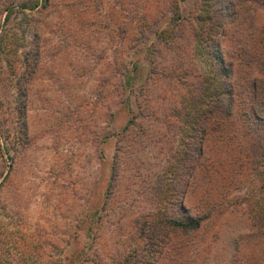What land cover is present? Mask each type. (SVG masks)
<instances>
[{"label":"rangeland","instance_id":"obj_1","mask_svg":"<svg viewBox=\"0 0 264 264\" xmlns=\"http://www.w3.org/2000/svg\"><path fill=\"white\" fill-rule=\"evenodd\" d=\"M262 57L264 0H0V264H264Z\"/></svg>","mask_w":264,"mask_h":264},{"label":"trees","instance_id":"obj_2","mask_svg":"<svg viewBox=\"0 0 264 264\" xmlns=\"http://www.w3.org/2000/svg\"><path fill=\"white\" fill-rule=\"evenodd\" d=\"M218 52L214 55V61L216 65L219 68V71L217 72L220 76V79L225 77V79H228V81L231 82L232 86L230 90H228L229 85L228 82H225L222 80L220 85L225 89L223 93V101L222 102V107L219 110V117H222L221 119H225L227 116H230L231 113H228L225 111V103H226V96L228 98L231 97V102L234 104L235 103V96H242L239 94H236L233 92L234 90V83L235 80L237 81L236 78V72H235V64L230 63L228 66L226 64V59L224 57V53L220 49V44L219 47L217 48ZM242 51H244L242 49ZM246 65L249 66V71L255 72V77L250 83V99L244 98L243 100L245 101V106L247 108V112L252 114L254 118H259V119H264V57L260 59H256L255 63L251 62L250 60H246ZM228 63V62H227ZM238 74V73H237ZM238 76V75H237ZM228 93V95H227ZM226 95V96H225ZM184 204V202H183ZM202 216L201 217H194L191 214L183 217V218H174L169 220V224L172 225L174 229L181 230L182 232H196L200 230L201 224H202Z\"/></svg>","mask_w":264,"mask_h":264}]
</instances>
